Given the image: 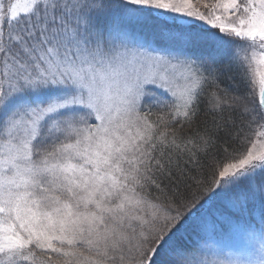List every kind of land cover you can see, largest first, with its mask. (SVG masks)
Returning a JSON list of instances; mask_svg holds the SVG:
<instances>
[{
    "label": "snow or ice",
    "instance_id": "obj_1",
    "mask_svg": "<svg viewBox=\"0 0 264 264\" xmlns=\"http://www.w3.org/2000/svg\"><path fill=\"white\" fill-rule=\"evenodd\" d=\"M0 264H264V0H0Z\"/></svg>",
    "mask_w": 264,
    "mask_h": 264
}]
</instances>
